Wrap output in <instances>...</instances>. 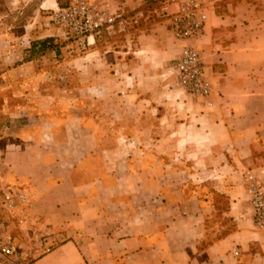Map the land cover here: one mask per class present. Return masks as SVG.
<instances>
[{
  "label": "crops",
  "instance_id": "1",
  "mask_svg": "<svg viewBox=\"0 0 264 264\" xmlns=\"http://www.w3.org/2000/svg\"><path fill=\"white\" fill-rule=\"evenodd\" d=\"M86 1L119 17L73 38L68 85L44 88L54 51L31 48L51 27L0 43V180L24 184L53 232L32 264H264L244 180L264 178V0H204L190 44L211 106L167 74L184 42L159 0ZM5 2L27 14L29 0ZM57 7L39 0L37 16Z\"/></svg>",
  "mask_w": 264,
  "mask_h": 264
},
{
  "label": "built area",
  "instance_id": "2",
  "mask_svg": "<svg viewBox=\"0 0 264 264\" xmlns=\"http://www.w3.org/2000/svg\"><path fill=\"white\" fill-rule=\"evenodd\" d=\"M204 0H159V12L168 18L173 37L181 46L167 74L173 76L179 90L191 98L207 100L211 82L205 76L201 56L190 44L198 36L207 19ZM119 15L86 0H72L59 6L50 14V20L65 29L73 38L94 42L101 31L111 28ZM245 189L253 225L264 227V178L251 169L244 171ZM32 195L24 184L0 180V264H32L35 253L48 252L52 246L53 232L40 218L31 213ZM28 232L37 242L34 248L22 243V235ZM237 253V252H236Z\"/></svg>",
  "mask_w": 264,
  "mask_h": 264
},
{
  "label": "rangeland",
  "instance_id": "3",
  "mask_svg": "<svg viewBox=\"0 0 264 264\" xmlns=\"http://www.w3.org/2000/svg\"><path fill=\"white\" fill-rule=\"evenodd\" d=\"M39 0H29L27 6L25 7V10L27 11V14L22 16L19 14L20 8L18 7H10L8 3L5 2V0H0V43L3 41H8V35H6L7 31H13L15 34L11 36L12 42H17L19 44H24L29 42H34L33 39L37 36H40V23L42 24V27L48 28L51 27L52 32L54 35H51L49 38V41L45 43V46L48 47V50L54 51L50 54V60L48 69L50 71V75H53V71H56L57 79L55 81L49 80L48 83L44 86H49L50 88L52 86L57 87L58 85H68L69 81H63L59 75L65 76L64 79L68 78L70 73V67L69 65L63 63V61H67L70 56V45L73 43L74 39L70 34H65L63 30L56 28L57 25L54 24L47 16V12L45 11L44 14H42V17L40 19V15L37 16L36 10L38 7ZM5 10L8 12V15H5ZM22 23H25L28 25V30L30 33V36H22L21 27L20 25ZM11 26V27H10ZM12 29V30H11ZM33 38V39H32ZM42 40V39H37ZM24 45H21L23 47ZM72 54V53H71ZM16 56V55H15ZM16 58V57H14ZM62 61V65L59 66V69H54L52 67V64L54 61ZM57 64V63H56ZM64 64V65H63ZM172 80L174 82L173 76ZM56 81H59L57 83ZM175 84V82H174ZM176 85V84H175ZM177 87V86H176ZM178 88V87H177ZM23 240V245L27 248H34V246H37V242L35 240H32V238H28V236H21ZM36 256H38V253H35Z\"/></svg>",
  "mask_w": 264,
  "mask_h": 264
},
{
  "label": "trees",
  "instance_id": "4",
  "mask_svg": "<svg viewBox=\"0 0 264 264\" xmlns=\"http://www.w3.org/2000/svg\"><path fill=\"white\" fill-rule=\"evenodd\" d=\"M69 2H67V1H62V0H58V5L59 6H66L67 4H68ZM49 39L50 38H44V39H42V40H37L36 41V43H32V46H31V48H33L34 46H36L37 44H40L41 46L42 45H44L45 46V43L47 42V41H49ZM44 46H42V47H44Z\"/></svg>",
  "mask_w": 264,
  "mask_h": 264
}]
</instances>
